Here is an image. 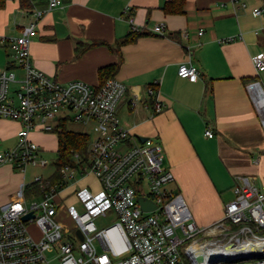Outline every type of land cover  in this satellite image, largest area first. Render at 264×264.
<instances>
[{"label": "crops", "instance_id": "1", "mask_svg": "<svg viewBox=\"0 0 264 264\" xmlns=\"http://www.w3.org/2000/svg\"><path fill=\"white\" fill-rule=\"evenodd\" d=\"M3 1L0 36H19L32 10L47 11L30 52L32 65L50 78L98 85L101 69L119 67L113 78L129 88L118 106L120 122L163 147L172 183L198 226L219 222L228 196L236 198L246 180L264 193L263 106L249 90L259 82L264 91V71L253 61L264 53V0H183L182 13L164 11L173 0H62L51 11L50 0H26V7L23 0ZM130 18L144 32L121 44L132 34ZM159 24L166 25L163 35L153 31ZM188 63L200 72L197 82L178 75ZM154 81L165 106L158 114L147 93ZM208 128L214 137L205 135ZM20 129L19 122L0 119V150L15 147ZM25 177L10 164L0 166V207L33 182ZM85 179L78 185H90Z\"/></svg>", "mask_w": 264, "mask_h": 264}, {"label": "built area", "instance_id": "2", "mask_svg": "<svg viewBox=\"0 0 264 264\" xmlns=\"http://www.w3.org/2000/svg\"><path fill=\"white\" fill-rule=\"evenodd\" d=\"M61 3L50 0L48 11ZM46 13L34 9L19 36H0V48L8 58L0 70V119L21 124L15 147L0 150V166L10 164L24 174L29 167L46 168L48 159L31 138L32 132L58 135L60 124L70 121L81 124L89 135L88 161L81 162L79 154L73 153V164L56 167L49 177L36 175L0 207V264H188L186 258L196 264L192 253L196 248L205 257L216 254L211 264H247L254 258L260 259L251 264H264V256L250 257L252 247L264 244L260 234L264 193L246 180L235 188L236 198L225 205L219 222L198 226L185 198L168 188L174 175L163 147L149 138L142 142L121 124L118 106L129 93L127 85L115 78L98 85L81 80L62 83L32 65L30 45ZM254 14L262 16L263 10L258 8ZM129 22L131 32H144L132 18ZM153 31L163 35L166 25L159 24ZM253 61L257 72H263L264 53ZM178 75L192 82L200 79L191 63L181 64ZM158 85L154 81L147 88L155 114L165 107ZM254 87L262 89L257 82L249 86L250 92ZM138 103L135 97L129 104L134 109ZM205 135L212 138L214 132L208 128ZM89 175L96 177L98 189L78 185ZM31 185L40 191L28 194ZM69 186L71 192L61 198ZM140 198L156 209L143 210ZM71 199L74 202L69 204ZM30 213L34 217L25 221ZM63 213L71 227L63 224ZM30 225L39 231L38 238Z\"/></svg>", "mask_w": 264, "mask_h": 264}, {"label": "rangeland", "instance_id": "3", "mask_svg": "<svg viewBox=\"0 0 264 264\" xmlns=\"http://www.w3.org/2000/svg\"><path fill=\"white\" fill-rule=\"evenodd\" d=\"M3 49V50H2ZM7 61V56H5V51L4 48H0V70H3L5 68V64ZM123 114H121L120 112L118 113V117L121 119L122 122H124V118L122 117ZM67 129L70 131H74V132H83L84 131V127L74 121H70L67 124ZM31 138L35 139L34 141L37 142L39 144V146L41 147V149L43 150V154H44V158L48 159V166L46 168H32L29 167L27 169V173H26V180L28 183L34 181L35 175H43L44 177H49L51 176V174L55 171L56 166H55V161L58 158L59 155V137L57 135V133L55 132H40V131H33L31 134ZM153 141L155 143H157L156 140L153 139ZM18 172H20L17 169ZM21 177L22 179H24V174L21 173ZM86 183H90V185L93 187V189H97L98 187V181L96 179V177L89 175L88 177H86L85 179ZM168 188L170 190H172L174 193H178V188L177 185L174 183H171ZM72 186H69V188H66L63 192H61L60 197L63 198L65 196H67L70 192H71ZM235 198L234 193H231L227 200H233ZM74 202L73 199H71L68 203L72 204ZM62 222L65 226L67 227H71L72 226V222L66 217V215L63 213L61 216ZM30 230L33 233V235L38 238L40 236L39 231L37 230V228H35V226L30 225ZM261 235H264V230H262L260 232ZM188 245V244H186ZM256 259H260V258H254V259H250L249 261H246L245 263L247 264H251L253 263ZM188 264H190V261L188 260V258H186Z\"/></svg>", "mask_w": 264, "mask_h": 264}, {"label": "trees", "instance_id": "4", "mask_svg": "<svg viewBox=\"0 0 264 264\" xmlns=\"http://www.w3.org/2000/svg\"><path fill=\"white\" fill-rule=\"evenodd\" d=\"M179 5L178 8L176 6ZM4 6V1L0 0V8ZM27 3L26 0H23V7H26ZM182 6H183V0H173L172 2L166 4L164 7V11L166 13H182ZM176 8V9H175ZM138 33L132 32L129 36H127L121 44H127L130 41L134 40ZM118 66L113 67H106L100 70V83L103 84L106 80L109 78H113V76L118 71ZM60 130H58V139H59V155L57 158V164L56 167L59 169L61 166H64L66 164H73L75 162L73 158V153H78L81 162H86L87 155H88V146L90 142L89 135H87L84 132H74L67 129V124L62 123L60 124ZM60 178L58 174L55 176V180ZM37 191H40L39 188H36ZM33 189V186H29L27 189L28 194H32L33 191H36Z\"/></svg>", "mask_w": 264, "mask_h": 264}, {"label": "water", "instance_id": "5", "mask_svg": "<svg viewBox=\"0 0 264 264\" xmlns=\"http://www.w3.org/2000/svg\"><path fill=\"white\" fill-rule=\"evenodd\" d=\"M260 91H261L260 96L262 98L261 100L264 103V91L262 89ZM261 114L263 115V118H264V109H262ZM141 140H142V142H145L147 140V138H142ZM139 202H140L143 210H145V211H154L156 209V206L154 204L144 201L143 198H140ZM33 217H34V214L30 213L29 215L24 217V220L28 221L29 219H32ZM78 234H79L80 238L83 240L84 239L83 234L80 231H78ZM251 250H252V255L250 257H255L258 255L264 256V248L252 247ZM192 253L196 256L194 258L196 264H204V262L207 261L206 257H205V252L203 250H196ZM213 260L214 259H209L208 264H211L212 262H214Z\"/></svg>", "mask_w": 264, "mask_h": 264}, {"label": "bare ground", "instance_id": "6", "mask_svg": "<svg viewBox=\"0 0 264 264\" xmlns=\"http://www.w3.org/2000/svg\"><path fill=\"white\" fill-rule=\"evenodd\" d=\"M254 89H255V87H254ZM254 89L252 90V92H253V95H254V97L256 98V99H258L259 100V102H260V104L263 106V109H264V103L262 102V98H261V96H260V94H261V91H260V89H259V87H256V95H255V92H254ZM259 247H263L264 248V244H261L260 246H255V248H259ZM196 250H197V248H196ZM216 258V254H214L213 252L212 253H210V254H208L207 256H206V262H204V264H208V260L209 259H215Z\"/></svg>", "mask_w": 264, "mask_h": 264}]
</instances>
